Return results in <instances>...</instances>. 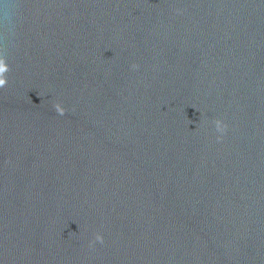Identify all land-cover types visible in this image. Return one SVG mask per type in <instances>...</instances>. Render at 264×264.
<instances>
[{"label": "water", "instance_id": "1", "mask_svg": "<svg viewBox=\"0 0 264 264\" xmlns=\"http://www.w3.org/2000/svg\"><path fill=\"white\" fill-rule=\"evenodd\" d=\"M0 61V264H264V0H0Z\"/></svg>", "mask_w": 264, "mask_h": 264}, {"label": "clouds", "instance_id": "2", "mask_svg": "<svg viewBox=\"0 0 264 264\" xmlns=\"http://www.w3.org/2000/svg\"><path fill=\"white\" fill-rule=\"evenodd\" d=\"M5 22H6V24L9 22V16H8L7 13L5 15ZM0 63H3V61H0ZM137 67H138L137 65H133L134 69H136ZM6 85H7V79L6 78L0 79V88H4ZM54 108H55V111L59 115L62 116V115L65 114V109L59 103L55 104ZM215 125H216V130L218 132L223 133L225 131L226 126L223 125L221 121H219V120L215 121ZM96 241L99 242V243H103V237L100 236V235H97L96 236Z\"/></svg>", "mask_w": 264, "mask_h": 264}]
</instances>
